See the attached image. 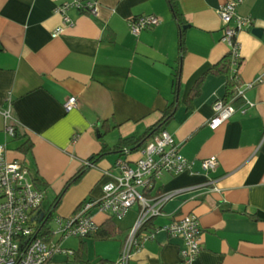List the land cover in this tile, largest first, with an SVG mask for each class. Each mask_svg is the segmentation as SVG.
Listing matches in <instances>:
<instances>
[{"label": "crops", "instance_id": "1", "mask_svg": "<svg viewBox=\"0 0 264 264\" xmlns=\"http://www.w3.org/2000/svg\"><path fill=\"white\" fill-rule=\"evenodd\" d=\"M68 1L0 0V145L6 158L24 163L51 204L102 143L112 149L119 139L140 137L159 121L173 101L181 57L176 105L164 130L179 153L195 162V173L163 175L149 193L202 183L199 161L211 156L218 164L208 178L217 191L194 188L166 202L147 228L153 237L132 248L128 264H176L182 242L160 228L188 214L197 217L202 236L194 264H264V0H241L236 9L251 20L234 39L239 86L252 87L244 99L231 101L236 112L215 131L207 122L213 103L224 99L227 77L210 70L229 53L218 14L228 0H175L184 22L182 55L166 0H96V16L70 10L72 25L52 37L62 25L55 9ZM148 15L160 24L132 36L128 21ZM199 80L198 95L188 100ZM72 97L77 107L65 113L63 104ZM9 126L19 138L6 132ZM25 141L32 148L23 155L18 148ZM125 151L90 164L62 195L54 215L66 219L84 200L100 198L117 160L128 159L131 165L137 159L138 154ZM106 171L109 176L103 175ZM139 210L134 206L120 221L93 215L97 228L111 231L109 222L118 234L84 241L92 264L118 259ZM71 258L56 256L52 264H72Z\"/></svg>", "mask_w": 264, "mask_h": 264}, {"label": "built area", "instance_id": "2", "mask_svg": "<svg viewBox=\"0 0 264 264\" xmlns=\"http://www.w3.org/2000/svg\"><path fill=\"white\" fill-rule=\"evenodd\" d=\"M241 0H228L220 7L218 14L222 23V41L229 47L232 69L238 67L239 52L234 39L240 31L251 24L250 18L237 14L236 9ZM70 10H76L84 15L96 16L98 3L96 0H69L55 9L62 19L61 27L52 32V37L58 36L63 27L72 25L68 16ZM160 24L157 17L139 16L128 21L129 32L137 36L141 31L152 29ZM238 86L235 98L244 99L246 89ZM77 107L74 97L63 104L65 113ZM213 115L207 122V127L215 131L226 123L236 112L231 102L216 101L212 105ZM245 112V108L241 109ZM10 136L15 135L12 126L6 128ZM128 153L127 151H125ZM218 164L217 158L211 156L199 161V172L205 175V181L193 186L151 195L144 191H154L157 181L168 175L177 177L184 173H195V162L187 160L179 153L172 136L165 130L161 131L139 151L137 159H119L114 165V175L108 171L110 180L102 187V196L98 199L84 200L76 213L66 219L55 217L56 230L51 229L53 239L49 242L38 235V226L42 225L44 213L42 203L44 191L35 188L29 177L26 166L21 161H10L6 158L5 145H0V264H52L56 256L71 257L73 251L62 246L70 238L81 240L97 230L93 221L95 213L105 214L116 221L122 220L136 205L140 210L136 223L129 230L120 255L113 264H128L133 247H139L152 238L154 232H143L148 221L161 215L163 205L178 194L194 188L217 191L215 181L208 178ZM85 166H90L86 162ZM160 230L182 242L179 261L176 264H194L202 248L201 228L195 215L188 214L178 220L162 226Z\"/></svg>", "mask_w": 264, "mask_h": 264}, {"label": "trees", "instance_id": "3", "mask_svg": "<svg viewBox=\"0 0 264 264\" xmlns=\"http://www.w3.org/2000/svg\"><path fill=\"white\" fill-rule=\"evenodd\" d=\"M168 9L170 11V14L172 16V19L176 23L178 27V38H177V45H178V51L180 55H182L185 51V46H184V32L182 31V27L184 25V22L181 18V14L178 10V7L176 5L175 0H166ZM180 63H181V57L178 59L177 62V68L174 72V90H173V101L169 103L164 111L161 114V117L159 121L152 127L146 130V132L140 136V137H128L124 139H119L117 144L110 149L107 145L101 144V149L99 153L96 155L92 156L91 159L89 160L90 164H95V162L99 161L102 159L104 156L113 153L117 155H122L124 151L126 150L129 155L133 154H138L139 151L146 145V143L151 140L153 137H155L157 134H159L161 131L164 130V126L168 123V121L173 117L175 105H176V93H177V88H178V83H179V76H180ZM240 61L238 63V67L235 69H232L231 65V54L228 53L224 58L221 59V61L215 65L211 70L210 74H222L227 77L226 81V94L224 96V99L222 100L225 103H229L232 101V103H236L238 100L234 99L235 97V92L236 88L239 86V78H238V68L240 66ZM201 85V80L196 82L194 85L188 100H191L195 96L198 95L199 89ZM105 130L108 128L103 126ZM16 138H19L15 134ZM32 148V145L29 144L28 141H25L21 144V146L18 148L19 152L24 154H27ZM88 170L87 166H84L81 168L76 174H74L65 184L63 187L62 191L56 196V198L53 200V202L49 205V209L44 211V220L45 222L38 226V235L43 237L45 241L49 242L53 239L51 235V229L49 228V223L51 222L52 219H54V213L61 201L62 195L73 185L77 184L81 178L84 176L86 171ZM35 188L38 190H43V185L38 181V180H32ZM146 194H149L150 191H144ZM159 190L156 191V194H159ZM80 207V206H79ZM152 220L148 221V223L145 225V227L141 230V233L145 232H150L147 231V228L149 224L151 223ZM108 227L112 229L111 231L109 229H106L105 227L102 228H97V230L94 233H91L87 235L84 239L80 240V243L77 247L76 250L73 251L72 255V264H92L88 258H87V253H86V245H85V240H94V241H103V240H109L112 237H114L118 232L113 228V226L110 225L108 222ZM67 241V240H65ZM64 241V242H65ZM63 242V243H64ZM63 246V245H62ZM65 248V247H64ZM67 249V248H66ZM71 250V249H70ZM115 262V261H114ZM114 262H105V261H100L96 264H113Z\"/></svg>", "mask_w": 264, "mask_h": 264}, {"label": "rangeland", "instance_id": "4", "mask_svg": "<svg viewBox=\"0 0 264 264\" xmlns=\"http://www.w3.org/2000/svg\"><path fill=\"white\" fill-rule=\"evenodd\" d=\"M51 197L47 198V200L44 201V207L46 210L49 209V205L51 202ZM56 217V215H54V218ZM49 228L52 230H56L57 225L55 224L54 220L52 219L51 222L49 223ZM64 247L67 249H71V250H76L78 245H79V241L77 239H68L67 241L64 242ZM116 261V260H115Z\"/></svg>", "mask_w": 264, "mask_h": 264}, {"label": "water", "instance_id": "5", "mask_svg": "<svg viewBox=\"0 0 264 264\" xmlns=\"http://www.w3.org/2000/svg\"><path fill=\"white\" fill-rule=\"evenodd\" d=\"M186 28V27H185Z\"/></svg>", "mask_w": 264, "mask_h": 264}]
</instances>
